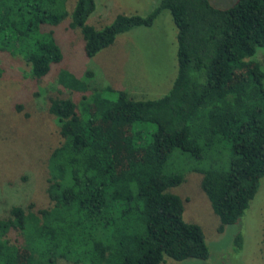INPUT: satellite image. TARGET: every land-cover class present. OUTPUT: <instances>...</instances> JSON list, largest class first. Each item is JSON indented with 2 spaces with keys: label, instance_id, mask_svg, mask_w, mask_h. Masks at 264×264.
I'll use <instances>...</instances> for the list:
<instances>
[{
  "label": "trees",
  "instance_id": "obj_1",
  "mask_svg": "<svg viewBox=\"0 0 264 264\" xmlns=\"http://www.w3.org/2000/svg\"><path fill=\"white\" fill-rule=\"evenodd\" d=\"M64 3L0 0V52L19 57L31 78L44 77L62 59L44 25L67 18L89 58L117 34L151 25L162 10L176 28V72L164 94L147 99L109 85L85 95L84 78L58 72V83L81 97L77 103L48 99L59 136L47 158L49 205L8 208L0 218V264L205 259L200 226L183 220V201L167 188L184 181L186 172L200 174V189L219 220L217 232L237 222L254 196L264 175V70L253 59L264 47V0H235L224 8L209 0H158L144 15L117 13L100 28L86 23L94 0H74L69 12ZM248 64L234 75L235 67ZM121 126L128 133L120 147L139 152L124 171L113 159ZM172 155L182 159L180 169L165 168ZM11 230L21 236L19 245L7 241ZM233 244L237 251L240 232Z\"/></svg>",
  "mask_w": 264,
  "mask_h": 264
},
{
  "label": "rangeland",
  "instance_id": "obj_2",
  "mask_svg": "<svg viewBox=\"0 0 264 264\" xmlns=\"http://www.w3.org/2000/svg\"><path fill=\"white\" fill-rule=\"evenodd\" d=\"M158 0H94L95 7L86 23L95 28L107 24L117 14H146ZM235 0H209L216 7H227ZM74 0H65L69 12ZM67 21L44 30H52L60 48L62 59L51 65L49 72L40 79L29 76L28 66L19 58L0 52V218L12 205L25 207L32 203V210L47 207L45 186L47 158L57 145L58 123L48 113L49 97L70 98L77 103L81 94L62 87L57 81L60 70H67L92 88L109 85L122 88L135 99L156 98L170 87L176 72V28L167 10H162L149 26H136L119 33L113 42L92 57L83 53V40L78 29H69ZM253 59L264 70V47L257 48ZM250 65L235 67V76L247 71ZM89 71L91 74H85ZM19 106V108L17 107ZM113 155L115 163L124 171L128 162L139 152L124 151L120 146L127 135L126 126L118 127ZM176 155V153H173ZM174 155L165 168L180 169L182 159ZM179 167V168H175ZM200 174L186 172L184 181L167 188L183 201L182 218L200 226L208 249L205 259L184 258L175 260L164 256V264H264V175L248 206L237 222L224 225L216 231L218 217L200 189ZM241 234V246L234 250L233 239ZM9 243L19 245L21 236L11 230L6 234ZM55 264H73L57 260Z\"/></svg>",
  "mask_w": 264,
  "mask_h": 264
}]
</instances>
